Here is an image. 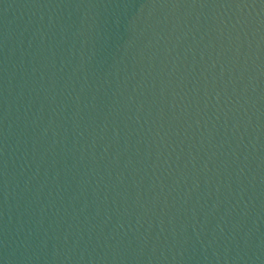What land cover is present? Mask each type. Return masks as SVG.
Segmentation results:
<instances>
[{
    "label": "water",
    "instance_id": "1",
    "mask_svg": "<svg viewBox=\"0 0 264 264\" xmlns=\"http://www.w3.org/2000/svg\"><path fill=\"white\" fill-rule=\"evenodd\" d=\"M0 264H264V0H0Z\"/></svg>",
    "mask_w": 264,
    "mask_h": 264
}]
</instances>
